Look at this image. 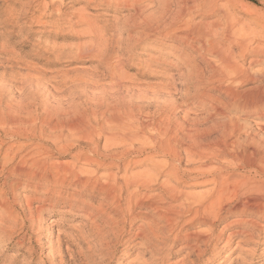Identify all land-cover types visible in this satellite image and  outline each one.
<instances>
[{
	"label": "rangeland",
	"instance_id": "obj_1",
	"mask_svg": "<svg viewBox=\"0 0 264 264\" xmlns=\"http://www.w3.org/2000/svg\"><path fill=\"white\" fill-rule=\"evenodd\" d=\"M181 1L0 0V264H190L192 259V264H238L237 257L243 264H264V238L242 245L235 238L227 242L228 232H221L241 216H227L237 203L234 200L224 202V210L209 219L215 225L213 237L199 260H189L182 243H173L174 236L207 232L208 225L189 226L184 223L191 220L188 217L179 221L167 242L141 246L134 237L141 220L130 222L129 208L124 209L123 203V213L115 221L120 223L110 224L107 215L98 211L110 210L102 196L84 194L81 188L55 187L19 172L22 161L33 155L48 164L75 167L87 177L111 174L120 181L145 170L134 166L146 158L140 145L131 149L124 145L121 149L127 154L108 170L98 172L95 163L77 159L97 161L92 157L94 145L101 151L104 135L126 131L106 122L132 120L131 133H145L142 137L153 131L138 124L176 123L208 129V140L215 142L220 137L215 122L222 120L242 130L231 140L232 151L246 155L258 151L262 162L256 166H262L264 173V108L260 119L233 113L212 117L210 106L218 108L217 100L222 98L212 92L216 101L198 103L191 98L193 86L178 77L186 62L208 74L204 61L179 35L189 27L219 35L225 25L236 27L237 37L258 53L242 60L237 49L223 40L219 49L234 58L240 71L263 73L264 0H193L191 9H184ZM259 84L264 82L239 90ZM83 135L90 137L82 140ZM182 163L183 167L185 159ZM221 174L234 186L247 180L261 185L256 196H264V174L235 172L232 165ZM211 179L206 174L170 186L190 198L209 194L215 187ZM160 193L159 186L149 190V196ZM142 212L135 209L133 214ZM217 234L222 235L219 241Z\"/></svg>",
	"mask_w": 264,
	"mask_h": 264
},
{
	"label": "bare ground",
	"instance_id": "obj_2",
	"mask_svg": "<svg viewBox=\"0 0 264 264\" xmlns=\"http://www.w3.org/2000/svg\"><path fill=\"white\" fill-rule=\"evenodd\" d=\"M194 3L193 0H182L180 4L184 9H191ZM186 31V34L179 35V37L185 39L184 45L204 61L203 63H205L208 70V74L205 76L199 67L187 62L184 63L185 71L180 72L178 77L183 80L184 85L193 86L191 98L202 104L206 100L209 101V99L215 100L213 94L210 95L212 92L222 98L219 101L218 98L216 99L219 104L218 108L210 106L213 108L212 117L222 116L226 118V113H233L238 116L262 118L260 111L264 108V85L259 84L241 90L239 88L247 84H255L260 80L264 82V72L249 74L240 71L234 62V58L224 54L219 49V44L223 40L228 47H235L238 56L240 55L242 60H245L250 54H257L258 50H249L246 41L237 37V29L232 25H225L220 30L219 35L199 32L190 27ZM193 43L197 46L192 45ZM251 63L256 64L257 61ZM129 121H124V124H116L115 121H113L114 124H112V121L106 122L112 128L118 126L126 131L121 130V133L117 134L103 133V135H106L103 138L102 150L100 151L97 145H94L92 150V157L97 161L83 158V156H78L77 159L78 161L95 163L98 172L99 170H108V165H115L118 160L127 154V150L121 149L124 145L130 144V148L124 149H131L137 144L145 152L146 158L137 164L135 163L134 166H144L145 170L142 172L131 173L128 177L122 176L120 181L111 174L103 178L96 175L87 177L83 171L77 172L75 167L48 164L46 160H38L33 155L28 160L22 161L23 170L19 169V172L25 173L32 180L50 182L55 187L81 188L84 194L102 196L110 206V210L108 213L101 209H98V211L101 215H107V221L110 224L120 223V221H115L123 213L120 209L123 203L124 209L129 208L127 218L130 222L141 220L142 225L136 227L137 232L134 236L135 240L141 243V246L143 244L148 246L153 241L167 242L169 235H172L174 229L180 223L179 221H183L188 217H192L191 220L184 223L189 226L208 225L210 230L207 232L179 233L174 236L173 243H182L181 249L187 251L186 258L189 260L191 257L199 260L204 253L203 249L212 239V229L215 226L214 223H210L209 219L212 217L214 219L217 212L224 210V202L228 200H234L237 203L231 208V211H227V216L237 213H240L241 216L236 217L235 220L222 228L221 232H228L227 242L235 238L239 240L238 243L246 245L255 238H264V196H256L260 194V190L263 189L262 186L252 184L248 180L241 181L239 185L237 183L234 186L230 183L228 177L221 174L224 169L227 170L231 165L235 172L244 171L249 175L251 173L264 174L262 166H256L257 162H262L261 157L258 158V151H254L249 155L245 153L235 154L232 151L235 143L232 142V139L235 138L236 131L239 130L240 132L241 130L240 127L237 128L236 123L217 120L215 130L220 132V137L218 135L219 139L211 142V139L208 140L209 135L207 136L209 134L208 129L200 130L199 128H189L186 125H177L176 123L166 124L161 121H146L145 124H138V128L153 131L152 135L142 137L141 135L145 133L141 135L131 133L132 126L130 123H132V120L130 123ZM84 135L79 137L82 140L89 139V135L87 137ZM42 155L46 156L47 154L42 153ZM156 157H163L165 162H154L153 160ZM183 159H185V163L182 167ZM217 172H220V174H216ZM206 174L212 177L210 181L215 186L207 195L187 198L181 196L175 188L170 186L174 183L179 187L180 182L194 181L199 177L206 176ZM155 186H159L161 193L149 196V190ZM141 191H144L143 195ZM248 192H252L253 196L242 198ZM238 198L240 199L238 200ZM89 205L94 207L92 204ZM135 209L145 212L133 214ZM222 221L220 219L219 222ZM231 228L234 230L229 232ZM221 238L222 235L217 234L215 241H219ZM235 260L238 264L244 263L243 259L238 257ZM191 262L189 263L192 264Z\"/></svg>",
	"mask_w": 264,
	"mask_h": 264
}]
</instances>
